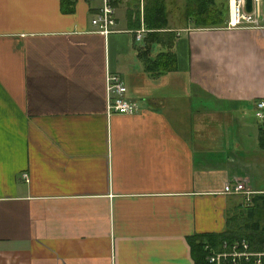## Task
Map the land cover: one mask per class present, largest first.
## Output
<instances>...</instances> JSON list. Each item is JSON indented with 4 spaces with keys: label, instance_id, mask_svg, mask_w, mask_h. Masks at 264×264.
Listing matches in <instances>:
<instances>
[{
    "label": "crops",
    "instance_id": "1",
    "mask_svg": "<svg viewBox=\"0 0 264 264\" xmlns=\"http://www.w3.org/2000/svg\"><path fill=\"white\" fill-rule=\"evenodd\" d=\"M100 4L0 0V264H195L191 237L246 221L235 185L264 191V8L254 27L168 11L162 70L144 11L117 5L105 35ZM109 71L139 111L109 113Z\"/></svg>",
    "mask_w": 264,
    "mask_h": 264
},
{
    "label": "trees",
    "instance_id": "2",
    "mask_svg": "<svg viewBox=\"0 0 264 264\" xmlns=\"http://www.w3.org/2000/svg\"><path fill=\"white\" fill-rule=\"evenodd\" d=\"M62 3L68 7L72 0H62ZM119 3L120 0H115V4L118 5ZM127 11H130V18L134 13L135 20H140V7L136 11L133 9ZM143 11L146 26L150 30L144 38L145 44L140 54L145 64L149 68H154L161 59L166 60L167 57L174 55L170 46L173 44L175 34L162 30L169 25V14L165 0H147L144 3ZM228 11L227 0H187L183 16L186 19H192L191 21L196 26H221L226 25ZM157 44H160L161 49L153 57L151 51ZM166 66L167 64L163 63L162 66L158 65V68L165 69ZM260 145L264 147V126L261 127ZM246 203L247 206H244V210L248 222L245 221L243 225L235 224L236 218L234 217L233 223L225 232L197 234L190 238L195 264H206L209 252L207 246L218 248L225 240L234 242L237 239H245L253 250L264 251V191L255 192L251 195L250 201Z\"/></svg>",
    "mask_w": 264,
    "mask_h": 264
},
{
    "label": "built area",
    "instance_id": "3",
    "mask_svg": "<svg viewBox=\"0 0 264 264\" xmlns=\"http://www.w3.org/2000/svg\"><path fill=\"white\" fill-rule=\"evenodd\" d=\"M142 1V0H141ZM247 0H230V18L228 25L236 27L259 26L258 18L263 11L264 0H252V9H246ZM143 4V3H141ZM117 4L115 0H101L91 18L95 30L106 34L116 31ZM150 30L145 24L135 29L136 38L141 40ZM108 111L109 113H135L139 111L138 101L128 96L127 85L120 73H108ZM257 116L264 122V99L257 101ZM236 191L245 193V201L249 202L254 190L248 189L242 182L235 185ZM209 252L206 264H264V251H255L247 240L237 241L233 244L224 242L220 250L207 246Z\"/></svg>",
    "mask_w": 264,
    "mask_h": 264
},
{
    "label": "rangeland",
    "instance_id": "4",
    "mask_svg": "<svg viewBox=\"0 0 264 264\" xmlns=\"http://www.w3.org/2000/svg\"><path fill=\"white\" fill-rule=\"evenodd\" d=\"M147 0H120V3L118 4V11H127L128 9H133V11H136L137 8L140 7V10L143 11L144 3ZM167 10L170 12V16L173 17L177 22L181 21L183 16V11H185L186 8V2L187 0H165ZM226 1V0H224ZM228 1V8L230 11V0ZM143 3V4H141ZM263 8H264V1H263ZM183 22V21H181Z\"/></svg>",
    "mask_w": 264,
    "mask_h": 264
},
{
    "label": "water",
    "instance_id": "5",
    "mask_svg": "<svg viewBox=\"0 0 264 264\" xmlns=\"http://www.w3.org/2000/svg\"><path fill=\"white\" fill-rule=\"evenodd\" d=\"M246 9L251 10L252 9V0H247L246 1Z\"/></svg>",
    "mask_w": 264,
    "mask_h": 264
}]
</instances>
